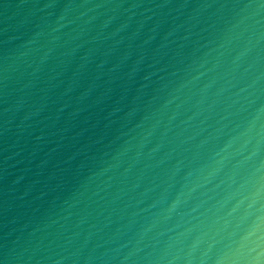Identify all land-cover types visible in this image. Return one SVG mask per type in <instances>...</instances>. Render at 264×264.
Wrapping results in <instances>:
<instances>
[{
  "label": "water",
  "instance_id": "obj_1",
  "mask_svg": "<svg viewBox=\"0 0 264 264\" xmlns=\"http://www.w3.org/2000/svg\"><path fill=\"white\" fill-rule=\"evenodd\" d=\"M0 264H264V0H0Z\"/></svg>",
  "mask_w": 264,
  "mask_h": 264
}]
</instances>
